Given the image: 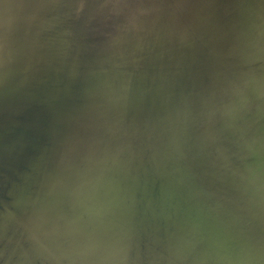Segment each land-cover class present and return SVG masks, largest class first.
<instances>
[{
  "label": "bare ground",
  "instance_id": "1",
  "mask_svg": "<svg viewBox=\"0 0 264 264\" xmlns=\"http://www.w3.org/2000/svg\"><path fill=\"white\" fill-rule=\"evenodd\" d=\"M0 264H264V0H0Z\"/></svg>",
  "mask_w": 264,
  "mask_h": 264
}]
</instances>
